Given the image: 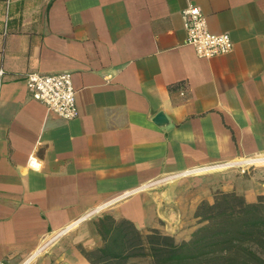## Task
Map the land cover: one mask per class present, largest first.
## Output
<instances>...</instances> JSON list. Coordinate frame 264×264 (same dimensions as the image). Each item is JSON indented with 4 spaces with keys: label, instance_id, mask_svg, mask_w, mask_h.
Returning a JSON list of instances; mask_svg holds the SVG:
<instances>
[{
    "label": "crops",
    "instance_id": "obj_1",
    "mask_svg": "<svg viewBox=\"0 0 264 264\" xmlns=\"http://www.w3.org/2000/svg\"><path fill=\"white\" fill-rule=\"evenodd\" d=\"M188 5L232 51L195 54ZM0 69L4 264L39 251L34 264H91L81 249L101 245L102 213L139 229L196 220L212 195L194 174L264 162V0H0ZM33 71L71 73L77 117L29 97ZM159 179L161 194L142 191ZM248 186L246 201L264 194V182Z\"/></svg>",
    "mask_w": 264,
    "mask_h": 264
},
{
    "label": "trees",
    "instance_id": "obj_2",
    "mask_svg": "<svg viewBox=\"0 0 264 264\" xmlns=\"http://www.w3.org/2000/svg\"><path fill=\"white\" fill-rule=\"evenodd\" d=\"M194 216L198 226L177 241L102 213L94 220L101 245L81 251L91 264H128L136 257H148L151 264H264V194L249 202L235 192H219L211 203L200 201Z\"/></svg>",
    "mask_w": 264,
    "mask_h": 264
},
{
    "label": "built area",
    "instance_id": "obj_3",
    "mask_svg": "<svg viewBox=\"0 0 264 264\" xmlns=\"http://www.w3.org/2000/svg\"><path fill=\"white\" fill-rule=\"evenodd\" d=\"M181 14L185 42L194 49L198 57L211 58L232 51L234 44L230 35L210 32L198 6L188 5ZM5 76L4 70L0 69V85L5 81ZM23 80L29 97L42 103L49 112L66 120L78 116L76 90L70 72L33 71L26 73ZM28 163L34 164V159L29 157ZM0 264H4L3 261Z\"/></svg>",
    "mask_w": 264,
    "mask_h": 264
},
{
    "label": "rangeland",
    "instance_id": "obj_4",
    "mask_svg": "<svg viewBox=\"0 0 264 264\" xmlns=\"http://www.w3.org/2000/svg\"><path fill=\"white\" fill-rule=\"evenodd\" d=\"M194 175L204 176V177L208 178V181L206 182V184L208 186H210L208 190H209L210 194L212 195V201L211 202H213L214 197L219 192H235L236 194H240L241 190L250 188L248 186L250 181H252L253 184H256V185L263 183L264 182V162L263 163H256V162L238 163V164L230 165L228 167L217 168V169H212V170H208V171H204V172H199V173L194 174ZM159 180L154 181L152 183V186H148V187L144 188L142 191L143 192L152 191V193H154V194H156L157 192L159 194H161L162 191L164 190V187L166 186V183H169V182L168 181L162 182L161 180L160 181ZM227 181H229V183L232 184L233 188L231 191H229V190L227 191V190L218 188V184L223 185V183L227 182ZM208 190H207V192H208ZM240 195H242V194H240ZM203 200L207 201L206 199H203ZM199 203H200V201L198 202V204ZM185 216H186V214H185ZM81 224L82 223L77 224L76 227H78ZM151 224L152 225L146 224L144 227H140V230L145 233L149 229L155 228L159 232L164 233V234H168L167 231H172V233L174 234L172 236L177 241H180V240L188 238L187 237L188 232H186V228H188L194 224H197V226H198V219L194 220L192 218H187L183 224L176 222V221H172V223H169L165 220H157V221L154 220V221H152ZM40 253L41 252L39 251V253L36 256H34L27 264H34L35 258L37 256H39ZM33 255H31L30 257H32ZM128 264H151V260L148 257H136V258H131L128 261Z\"/></svg>",
    "mask_w": 264,
    "mask_h": 264
},
{
    "label": "bare ground",
    "instance_id": "obj_5",
    "mask_svg": "<svg viewBox=\"0 0 264 264\" xmlns=\"http://www.w3.org/2000/svg\"><path fill=\"white\" fill-rule=\"evenodd\" d=\"M216 166V165H215ZM211 167V166H210ZM202 168V167H201ZM201 168H198V169H201ZM203 168H205V167H203ZM28 263V261L26 260V261H24L22 264H27Z\"/></svg>",
    "mask_w": 264,
    "mask_h": 264
}]
</instances>
